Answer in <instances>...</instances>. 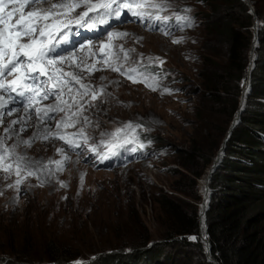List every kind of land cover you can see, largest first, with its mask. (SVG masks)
Instances as JSON below:
<instances>
[{
  "label": "rangeland",
  "instance_id": "374dc122",
  "mask_svg": "<svg viewBox=\"0 0 264 264\" xmlns=\"http://www.w3.org/2000/svg\"><path fill=\"white\" fill-rule=\"evenodd\" d=\"M241 1L248 6L247 13L254 18L251 27L253 42L248 52L252 69L254 50L259 45L256 31L261 24L257 13L264 21V0ZM92 2L95 3V0ZM167 2L171 7L158 14L169 17L171 35H165L160 30L164 26L159 23L154 28L148 27L147 21L132 16L127 9L123 10L120 19L106 17L109 21L106 25L98 23L91 30L75 24L70 26L68 48L57 50L65 60H57L47 71L52 73L58 69L56 75L60 81L56 80L53 88L47 81L46 88L57 92L69 116L79 110L76 101L84 104L87 110L82 111L80 122L75 127L59 131L62 134L76 132L84 127L83 117L87 116L91 121L85 127L90 148L93 144L99 146L101 140L109 139L101 136L102 132H114L129 122L142 124L143 128L136 129L138 140L130 135L128 138L133 140L132 143L112 149L114 155L110 154L107 146H99L97 154H93L84 148L73 150L63 141L55 139H36L30 148L20 144L16 148L17 154L26 153L28 157L45 164L62 160L65 155L68 159L63 170L54 171L50 182H45L43 186H38L35 176L22 173L25 178L19 192L15 187H8L9 184L14 185L17 179L15 166L11 175L0 171V254L43 263L48 261L47 244L51 243L60 258L64 254L66 260L76 262L73 264H95L99 256H127L141 246L149 248L163 244L166 220L161 206L163 198L185 202L188 208L197 206L202 211L201 216L204 215L203 204L209 198L207 177L210 169L195 181L197 186L194 188V179L178 166L174 152L188 147L192 134L198 132L202 135L206 130L202 120H197L200 97L196 90H200L203 84L200 74L209 50L214 49L221 65L226 58V46L220 42L218 45L216 38L213 36L212 39L205 32L203 16L207 12L208 0ZM66 3L68 0H49L48 3L37 4L35 9L64 12L66 9H54L52 5ZM219 5H223L222 0H219ZM89 6L87 3L80 4L69 13V17L75 19ZM12 7L9 5L7 10ZM185 8L191 11L183 13L181 10ZM133 10L156 14L147 4L143 9L134 7ZM24 11H29V6H25ZM177 12L193 18V26L177 29L173 23ZM18 16L19 13L13 22ZM109 33L128 35L110 36ZM174 40L180 42L173 43ZM124 50H128L127 60L124 59ZM149 58L151 67L146 69L144 66L149 65ZM109 65L120 67L121 71H113ZM133 68L137 72H128L132 79L121 74ZM145 71L149 78L133 83V80L140 81V73ZM73 76L79 78V83L73 80ZM153 76L155 79L151 78ZM81 84L97 90V99L92 100L89 94L81 100ZM248 84L249 72L243 82L244 97L248 93ZM146 85H155L156 91ZM100 89L103 91L100 92ZM57 102L55 97L50 96L27 108L19 102L11 104L10 107L16 111L5 115L0 123V137H4L5 146L10 147L17 142V136H6L5 128L18 132L20 140L33 138L44 128L56 132V124L65 117V111L55 113L51 122L41 123L35 109L43 110ZM68 105L72 107L69 109ZM13 120L21 123L14 125ZM22 127L26 130L21 132ZM60 148H64L65 152H58ZM101 155L108 158L101 159ZM9 162L6 160L5 165ZM51 167L55 169V164ZM61 182L66 187H61ZM177 184L183 193L173 191V186ZM196 195L202 199L201 204L195 200ZM22 227L25 234H14ZM37 229L41 234L39 236L35 235ZM159 263L164 264L160 260ZM120 264L132 263L123 261Z\"/></svg>",
  "mask_w": 264,
  "mask_h": 264
},
{
  "label": "trees",
  "instance_id": "16d2710c",
  "mask_svg": "<svg viewBox=\"0 0 264 264\" xmlns=\"http://www.w3.org/2000/svg\"><path fill=\"white\" fill-rule=\"evenodd\" d=\"M222 4L208 0L203 16L207 36L226 46L221 65L214 49L209 50L200 74L203 84L196 90L200 97L197 120L206 130L192 134L188 147L174 152L178 166L194 179V188L195 181L211 168L237 116L253 42L254 18L247 13L248 6L241 0H222ZM257 18L259 45L254 50L248 93L211 175L204 215L197 206L188 208L185 202L163 198V244L141 246L127 256H99L95 264H160L159 260L164 264H264V21L259 13ZM173 191L183 193L179 184ZM195 200L202 203L197 195ZM14 234H25V228ZM192 236L197 239L190 240ZM53 248L47 244L49 258L43 263L0 254V264L76 263L64 254L60 258Z\"/></svg>",
  "mask_w": 264,
  "mask_h": 264
},
{
  "label": "snow or ice",
  "instance_id": "6c2138e0",
  "mask_svg": "<svg viewBox=\"0 0 264 264\" xmlns=\"http://www.w3.org/2000/svg\"><path fill=\"white\" fill-rule=\"evenodd\" d=\"M48 2L49 0H0V123H2L5 115H10L12 112L16 111V109L10 107V105L17 102L27 108L34 103H38L40 100H47L50 96L55 97L58 101L57 103L46 106L43 110L40 108L35 109L41 123L45 121L51 122L55 119V113L65 111V117L56 124V128L58 129L56 132L44 128L38 131L33 138H29L28 140H20L18 132L5 128L6 136H8V138H11L12 135L17 136V142L10 147L5 146L4 137H0V171H4L11 175L13 165L15 166L14 170L17 179L14 185L9 184L8 187H15L18 192L21 191L19 186L25 178L21 175L22 173H25L26 176H35L39 181L38 186H43L45 182H50L49 178L53 175L54 171L63 170L64 162L68 159L65 155L62 160L49 161L45 164L28 157L26 153L17 154L16 148L20 144L30 148L36 139H42L44 141L55 139L63 141L65 145L73 150L84 148L91 151L93 154H97L99 146H107L110 154L114 155L115 152H113L112 149L117 146L132 143L133 140L128 138L130 135L133 139L138 140L139 136L138 133H136V129L143 128L142 124H133L129 122L117 128L114 132H102L101 136H106L109 139L101 140L99 146L93 144L90 148L88 146L89 137L85 132V127L90 125L91 121L87 116L83 117L84 127L79 128L76 132L62 134V132L59 131L62 128L75 127L76 124L80 122L79 117L82 111L87 110L84 104L80 101H76L79 110L71 113L69 116L68 112H66L65 108L62 106L63 102L60 101L57 92L46 88L47 80L60 81V77L56 75V72L59 71L58 69L48 74L47 80L41 79V77L46 75L49 66L54 65L57 60H65V57L60 55L57 50L61 44L69 42V34L71 32L70 26L75 24L78 27H87L91 30L95 28L98 23L106 25L109 22L106 17L120 19L123 10L127 9L132 16L141 21H147L148 27L154 28L156 24L159 23L164 26L160 30L163 31L165 35L172 34L169 17H162L158 14L171 7L167 0H95V3H93L92 0H68L66 4L52 5L54 9H66L64 12H53L51 10L42 12L40 9H35L37 4ZM82 3H87L90 6L75 19L70 18L69 13ZM146 4L151 9L155 10L156 14L150 11L133 10L134 7L143 9V6ZM9 5H13L14 7L7 10L9 9ZM16 5H18V7H15ZM25 6H29L33 10H29L25 13ZM181 11L183 13H188L191 9L185 8ZM17 13H19V16L13 22ZM89 13H95V15L90 16ZM173 23L177 29L183 30L186 27H192L194 20L188 15H182L180 12H177ZM60 33L63 34L57 39V35ZM109 35L125 36L128 35V33H109ZM179 42V40L173 41V43ZM124 51V59L127 60L129 58L128 50ZM149 61V65L144 66L146 69L151 67V58H149ZM109 67L112 66L109 65ZM112 70L117 72L121 71L120 67H112ZM129 71L135 73L137 69L133 68L121 72V74L127 75L129 79H132L131 75H128ZM140 75L142 79L140 81L133 80V83L144 82V80L149 78V74L146 71L140 73ZM8 77L13 78L8 80ZM151 78L155 79L154 76ZM73 80L79 83L78 77L73 76ZM146 86H150L153 91H156L155 85ZM81 88L83 90L81 100H83L84 96L89 94H91L92 100L97 99L98 92L92 88V86L81 84ZM99 91L102 92L103 89ZM165 91L169 90L165 89ZM161 94L163 95L164 93L162 92ZM5 96L8 97L7 100L4 99ZM85 103H88L89 107H94L90 102ZM71 107L72 105H68L69 109ZM41 111H43L42 116L40 115ZM18 123H21V121H12L14 125ZM24 123L26 124V121ZM25 130L26 127L20 129L21 132ZM121 141H123V144ZM140 147H144L143 143L140 144ZM57 151L64 153L65 149L60 148L57 149ZM100 158L106 159L108 156L101 155ZM6 160L10 161L7 165H5ZM52 164H55V169L51 167ZM82 179L83 177H81V181ZM61 187H66V184L61 182ZM189 239L195 241L197 237L192 236L189 237Z\"/></svg>",
  "mask_w": 264,
  "mask_h": 264
},
{
  "label": "water",
  "instance_id": "95a60500",
  "mask_svg": "<svg viewBox=\"0 0 264 264\" xmlns=\"http://www.w3.org/2000/svg\"><path fill=\"white\" fill-rule=\"evenodd\" d=\"M251 64H252V62H251ZM251 64L249 65L248 72H250V70H251ZM243 97H244V94L241 96V99H242ZM240 113H241V110L238 109V111H237V116L232 120V123H231V125H230V127H229V129H228V131H227L226 136L232 132V129L234 128V125H235L236 121L238 120ZM226 136H225V138L223 139L222 147H221V149L218 151L217 156H216V159L213 161V164H212V166H211V168H210V170H209V174H208V177H207V180H208V181H210L211 175H212L213 171L215 170V168H216V166H217V163H218V161H219V157H220V153L222 152V150H223L222 148H223V146H224V144H225V141H226ZM203 209H204V211H205V209H206V204H205V202H204V204H203Z\"/></svg>",
  "mask_w": 264,
  "mask_h": 264
},
{
  "label": "bare ground",
  "instance_id": "6f19581e",
  "mask_svg": "<svg viewBox=\"0 0 264 264\" xmlns=\"http://www.w3.org/2000/svg\"><path fill=\"white\" fill-rule=\"evenodd\" d=\"M29 10H33V9H31V8L29 7ZM57 39H59V37H58ZM61 46H62V47H59L58 49L68 48V45H67V44H61ZM53 71H54V70H53ZM48 74H51V73H50V72H49V73H46V75H45L44 77H41V79L47 80V75H48ZM57 76H58V75H57ZM47 81L50 82V83H49V87H51V88H53V87L55 86V84H56V80H47ZM244 102H245V97H243V98L241 99V103H240V106H239V110L242 109ZM215 159H216V158H215Z\"/></svg>",
  "mask_w": 264,
  "mask_h": 264
}]
</instances>
